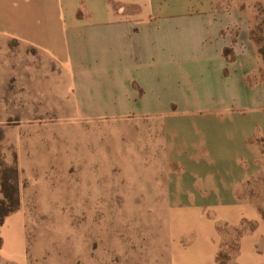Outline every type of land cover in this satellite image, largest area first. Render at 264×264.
<instances>
[{
    "label": "rangeland",
    "instance_id": "1",
    "mask_svg": "<svg viewBox=\"0 0 264 264\" xmlns=\"http://www.w3.org/2000/svg\"><path fill=\"white\" fill-rule=\"evenodd\" d=\"M211 1L248 31L264 80V0ZM24 8L16 0L0 29L43 41L24 30L39 29L40 8ZM64 75L51 54L0 35V213L14 220L7 237L0 231V264H191L190 227L207 211L191 207L160 116L82 111ZM215 226L213 260L230 264L237 231Z\"/></svg>",
    "mask_w": 264,
    "mask_h": 264
},
{
    "label": "crops",
    "instance_id": "2",
    "mask_svg": "<svg viewBox=\"0 0 264 264\" xmlns=\"http://www.w3.org/2000/svg\"><path fill=\"white\" fill-rule=\"evenodd\" d=\"M20 1L23 14L31 2L40 8L39 29L24 30L43 41L5 28L0 35L54 56L82 111L160 116L191 207L215 216L200 214L190 227L191 264H217L216 219L237 231L230 264H264V80L243 25L211 0ZM15 2L0 0L1 22ZM12 221L0 224L5 237ZM4 250L11 255L9 242Z\"/></svg>",
    "mask_w": 264,
    "mask_h": 264
},
{
    "label": "trees",
    "instance_id": "3",
    "mask_svg": "<svg viewBox=\"0 0 264 264\" xmlns=\"http://www.w3.org/2000/svg\"><path fill=\"white\" fill-rule=\"evenodd\" d=\"M6 215L7 213H0V224L3 222V219Z\"/></svg>",
    "mask_w": 264,
    "mask_h": 264
}]
</instances>
